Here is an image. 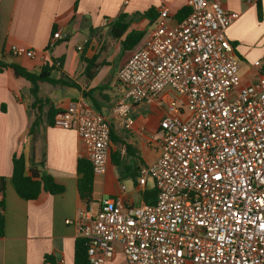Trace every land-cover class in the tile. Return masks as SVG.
Instances as JSON below:
<instances>
[{
	"label": "built area",
	"instance_id": "1",
	"mask_svg": "<svg viewBox=\"0 0 264 264\" xmlns=\"http://www.w3.org/2000/svg\"><path fill=\"white\" fill-rule=\"evenodd\" d=\"M188 6L177 22L166 6L159 9L154 28L118 71L123 94L110 117L86 99L54 117V126L78 133L97 175L107 171L111 119L130 129L135 104L167 105L160 157L138 176L140 187L153 179L156 202L107 197L75 220L90 264H107L118 249L126 264H264V73L242 80L227 38L239 13L225 11L220 0ZM60 39L55 32L49 48Z\"/></svg>",
	"mask_w": 264,
	"mask_h": 264
},
{
	"label": "crops",
	"instance_id": "2",
	"mask_svg": "<svg viewBox=\"0 0 264 264\" xmlns=\"http://www.w3.org/2000/svg\"><path fill=\"white\" fill-rule=\"evenodd\" d=\"M220 2L225 11L240 14L227 30V38L241 70L242 66L247 69L241 76L243 82H252L264 73V0ZM162 6L177 22V13L188 6V0H0V59L37 73L54 64L51 78L63 81L39 82L35 96L29 81L16 77L11 69L0 72V177L5 179L4 192H0L4 206L0 208L4 218L0 264H75V244L80 238L75 220L87 205L78 189V161L84 145L75 130L54 126L52 116L86 99L110 117L123 94L118 71L142 46ZM152 8L157 13L153 24L140 15ZM120 15H127L130 26L115 39L111 26ZM55 32L61 33V39L49 48ZM132 32L145 35L134 48H125L123 42ZM14 48L22 53L15 54ZM30 50L35 51L34 58L27 56ZM258 61L261 65L256 68ZM166 112L163 102L139 103L131 110L132 128L111 119L107 171L95 175L89 204L94 211L107 197L119 196L133 204L121 184L123 175L133 167L130 175L138 177L142 166L160 157V122ZM20 152L28 174L32 162L43 163L45 172L64 191H43L35 200L22 198L12 179L13 156ZM146 187L138 185V190L143 194ZM107 264H126L120 249Z\"/></svg>",
	"mask_w": 264,
	"mask_h": 264
},
{
	"label": "trees",
	"instance_id": "3",
	"mask_svg": "<svg viewBox=\"0 0 264 264\" xmlns=\"http://www.w3.org/2000/svg\"><path fill=\"white\" fill-rule=\"evenodd\" d=\"M260 10V6H259ZM191 9L189 6L183 7L177 13V19L179 21L183 20L189 13ZM260 13V12H259ZM142 17H146L153 24L157 19V13L155 9L152 8L142 14ZM159 15V14H158ZM261 17V15H260ZM130 21L127 20V15H120L111 26V35L113 38H120L129 28ZM144 32H132L127 35L126 40L123 42L125 48H134L137 44L141 42L144 37ZM54 64L49 66L45 65L41 72L37 73L35 71H30L18 64L8 63L0 59V72L11 69L16 77L23 78L32 84V94L35 96L38 93L39 82H48L51 84H63V81H57L51 78V70L54 68ZM55 114L52 116V121ZM36 122H33L31 127V133L35 130ZM27 165L24 153H16L13 156V183L18 194L27 200L37 199L43 191L50 194H58L64 191L63 186L58 185L53 177L47 174L44 170V164L34 162L31 163L30 174L27 173ZM78 173L80 178L78 180V189L81 199L87 204L92 203L93 195V185L95 174L93 172L92 166L88 160L85 158H80L78 161ZM5 179L0 177V192H4ZM143 200L146 204L152 205L155 203L157 198L156 188L150 190H145L142 194ZM3 199L0 198V208L3 209ZM4 231V218L3 214H0V234ZM75 264H90L87 257V245L86 241L79 238L75 244Z\"/></svg>",
	"mask_w": 264,
	"mask_h": 264
},
{
	"label": "rangeland",
	"instance_id": "4",
	"mask_svg": "<svg viewBox=\"0 0 264 264\" xmlns=\"http://www.w3.org/2000/svg\"><path fill=\"white\" fill-rule=\"evenodd\" d=\"M247 73V69L246 67L242 66V70H241V76L246 75ZM166 93L174 96L175 98H177L178 100L181 101L180 96L178 95V93H176L174 90L168 88L166 90ZM190 116V111L187 108L186 109V114L184 119H187ZM134 172V168L133 167H129V171L127 172V174H125V176L123 175V180L121 182V184L125 185L126 187V195L129 199V201L131 203H133L135 206H141L142 205V192H140L138 190V177H134L131 176L130 173ZM154 187V181L152 178H148V185H147V189L146 190H150ZM143 189V187H142Z\"/></svg>",
	"mask_w": 264,
	"mask_h": 264
}]
</instances>
